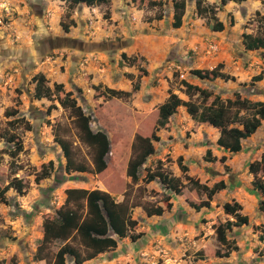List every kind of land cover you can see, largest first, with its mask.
I'll return each instance as SVG.
<instances>
[{
  "label": "rangeland",
  "instance_id": "374dc122",
  "mask_svg": "<svg viewBox=\"0 0 264 264\" xmlns=\"http://www.w3.org/2000/svg\"><path fill=\"white\" fill-rule=\"evenodd\" d=\"M158 1L160 7L150 6L147 0L144 4L110 0L93 7H72L62 0H0V190L14 177L24 184V192L9 188L4 193L6 202L0 199V264H53L56 251L65 242L84 251L78 237L55 239L35 256L42 239L40 226L65 205L66 189H104L92 173L64 170L65 157L56 137L67 140L75 160L89 168L93 166V152L82 140L68 109L55 100V108L48 112L52 101L33 97L32 77L36 73L45 75L52 91L54 83H62L64 91H71L93 115V128L129 138V150L121 158L124 166L133 154L135 131L156 113L169 91L189 99L181 93V79L220 95L222 100L233 97L234 91L253 101L264 100V76L251 84L254 75L264 73V57L259 51H246L241 42L242 33H261L264 0L228 2L223 7H219V0H207L225 24L220 33L210 30L206 17L196 14L193 0H187L182 28L173 30L171 0ZM61 24L68 26L67 33ZM209 42L218 44L217 52L206 53ZM122 52L128 58L135 57V63L122 59ZM204 54L212 57L205 58ZM220 61L223 71L237 77L235 82H207L189 74L190 69L211 68ZM141 67L147 73L137 77ZM104 87L130 93L128 97L107 99ZM57 95L63 93H52ZM190 99L201 102L197 95ZM13 109L18 113L8 116L7 111ZM20 116L30 128L24 122L15 128L9 125L13 117ZM11 131L23 143L15 158L7 153L10 145L2 137ZM218 133L179 108L169 127L158 130L160 139L154 141L155 151L141 166L138 181L126 178L124 194L136 221L130 234L140 237L132 240L127 236L115 249L83 264H264V242L258 229L264 226V212L258 207L260 196L253 193V176L248 171V164L264 152V127L244 140L238 153L216 146ZM207 149L216 158L225 155V164L205 161ZM180 156L186 172L179 166ZM49 161H53L50 175L36 182L35 177ZM158 166L180 178L183 187L179 194L157 180L145 181L146 173ZM189 177L209 187L224 180L227 187L214 195L210 209L196 212L190 201L206 199V194L191 185ZM167 196L172 203L170 210L166 209ZM231 200L242 204L249 223L227 232L230 242L226 247L213 225L231 219L222 210L223 203ZM160 205L165 208L160 216L145 211ZM233 245L238 250L230 249L229 256L216 254ZM67 263L74 264L71 259Z\"/></svg>",
  "mask_w": 264,
  "mask_h": 264
},
{
  "label": "trees",
  "instance_id": "16d2710c",
  "mask_svg": "<svg viewBox=\"0 0 264 264\" xmlns=\"http://www.w3.org/2000/svg\"><path fill=\"white\" fill-rule=\"evenodd\" d=\"M68 3L69 6L76 7L85 5L93 7L101 4H108L110 0H62ZM140 4H144L145 0H132ZM195 2V11L198 16L206 17L208 28L215 32H220L225 29V24L220 21L215 15L216 7L207 4V0H193ZM246 0H219V7H223L228 2L240 3ZM150 6L160 7L161 1L147 0ZM163 5V4H162ZM187 0H171L172 20L171 28H179L183 24V18L186 12ZM218 8V7H217ZM261 33L251 34L242 33L241 42L246 50L259 51L264 57V16H261ZM157 19H161L160 16ZM233 22L232 18L230 20ZM62 29L67 33L68 26L61 24ZM122 59L129 60L133 65L136 58H128L126 53H121ZM137 77L146 74L147 71L141 67ZM190 74L207 82H216L217 79L224 82H235L237 79L234 75L223 71V64L218 63L211 68H193L190 69ZM264 73L260 72L252 77L251 84L261 81ZM34 82L35 99L46 97L52 103L48 107L55 108L53 101L57 100L59 105L66 108L74 116L75 124L81 133L82 140L89 146L93 152L92 168H89L82 162H77L73 156V151L67 140L56 137V142L62 149L65 157L64 170L69 172H89L95 175L96 179L101 182L105 189L94 188H68L66 189L65 205L56 211V216L43 220L40 229L42 231V239L36 249L35 256L40 254L43 248L55 239L68 240L78 237L84 251H81L76 246L69 242H65L55 253L53 264H68L67 259H71L74 264H83L90 261L98 254L115 249L121 239L129 236L132 240H136L140 235L130 234L131 230L135 229L136 221L131 218L133 207L129 205L128 198L124 192L126 191V178L130 176L133 182L139 179V170L147 161V158L155 151L154 141H158L160 137L157 132L162 127H169L171 118L182 107L186 113L194 120L207 123L216 128L219 135L215 141L216 146L227 150L229 153H238L242 150V141L250 138L257 129L261 126L264 119V101H253L247 97H243L240 91H234L233 97L222 100L220 95L215 94L203 87L194 85L185 79H181V89L189 99H182L177 93L169 91L167 98L161 103L156 113L146 118L143 125L139 127L134 134L132 142V156L127 160L124 166L122 155L129 150V138L121 133L108 134L106 130L93 128V115L86 112L77 98L73 96L71 91H64L62 83H54L53 91L47 85V79L44 74L36 73L32 77ZM97 89V86H94ZM138 89V85H134ZM80 90V89H79ZM63 93V96H52V93ZM103 95L108 98L128 97V91L104 87ZM197 95L200 98L199 103L192 101L190 98ZM213 96L209 103H206L208 98ZM106 99V98H105ZM244 112L241 114V112ZM18 113L16 109L7 111L8 116H15ZM9 125L15 128L20 122L28 127L23 116L13 117L9 121ZM5 141L10 145L7 153L11 158H15L22 150V139L14 132H9L2 135ZM182 157H178V162L183 172L188 171V168L183 165ZM204 160L212 163L225 164L227 157L225 155L220 158L212 156L211 150L207 149L204 155ZM225 166V165H224ZM53 168V161H49L48 165L43 168L41 173L35 177L36 182L48 177ZM227 168V166H225ZM248 171L253 176L251 181L253 193H258L260 196L258 207L264 212V152L259 159L248 164ZM262 174V176L260 175ZM157 180L170 191L179 194L183 184L179 177L168 174L163 171L162 167L158 166L153 171L146 173L145 181L151 182ZM191 185L195 188L202 189L206 194V199L201 201H190V206L199 212L201 209H210L211 201L216 193L227 187L224 180L215 182L212 186L199 184L196 180L189 177ZM13 188L17 192H24V184L21 179L14 177L5 187L0 190V199H4V193ZM122 196L121 201L117 197ZM169 196L166 197V209L170 210L172 203L169 201ZM72 203L74 206H69ZM165 208L160 206L146 207L145 211L148 215L160 216ZM222 210L232 219H228L223 223L213 225L218 240L226 247L229 246L227 232L232 227H240L249 223V216L243 213V206L236 200L224 202ZM256 229L258 227H255ZM259 239L264 242V226H260ZM229 248V247H228ZM231 250H238L237 245H233L225 252L216 251L219 256H229ZM41 259V257H39Z\"/></svg>",
  "mask_w": 264,
  "mask_h": 264
},
{
  "label": "crops",
  "instance_id": "0c3cea01",
  "mask_svg": "<svg viewBox=\"0 0 264 264\" xmlns=\"http://www.w3.org/2000/svg\"><path fill=\"white\" fill-rule=\"evenodd\" d=\"M182 26H183V24H182ZM182 26L181 27H179V28H172L173 30H175V31H177L178 32V30H180V28H182ZM215 32V31H214ZM220 32H222V31H220ZM220 32H216V33H220ZM215 36H218L217 34L215 35ZM245 49V48H244ZM246 50V49H245ZM246 51H249V50H246ZM250 52H252V51H250ZM253 52H257V51H253ZM261 54V53H260ZM205 55V54H204ZM212 55V54H211ZM211 55H205L204 57L205 58H210V57H212ZM223 58V57H222ZM221 62V61H220ZM219 63V62H218ZM222 63V62H221ZM224 67V66H223ZM189 74H190V72H189ZM190 76H192V77H195V76H193L192 74H190ZM236 77V76H235ZM195 78H197V77H195ZM237 78V77H236ZM199 79V78H198ZM186 80V79H185ZM217 80H219V79H217ZM188 81V80H187ZM262 81V80H261ZM189 82V81H188ZM228 82H232V81H228ZM191 83V82H190ZM224 83H227V82H224ZM193 84V83H192ZM239 84V83H238ZM195 85V84H194ZM199 86V85H198ZM181 89H183V87H182V85H181ZM181 93L182 94H184V96H187L184 92H182L181 91ZM178 94V93H177ZM179 95V94H178ZM180 96V95H179ZM181 97V96H180ZM182 98V97H181ZM183 99V98H182ZM185 100V99H184ZM188 100V99H187ZM258 100V99H257ZM260 101H264L263 99H259ZM256 101V100H255ZM180 108H182V107H180ZM184 109V108H183ZM261 127H264V119L262 120V122H261V126L259 127V128H261ZM214 128V127H213ZM216 129V128H215ZM218 131V130H217ZM218 135H219V133H218ZM247 139H249V138H247ZM247 139H245V140H247ZM244 141V140H243ZM243 141H242V144H243ZM243 145H242V149H243ZM221 149H223V148H221ZM224 150V149H223ZM224 151H226V152H228L227 150H224ZM242 151V150H241ZM229 153V152H228ZM237 180H238V178H237ZM103 188H104V186H103ZM105 189V188H104ZM244 213V212H243ZM245 214V213H244ZM232 219V218H231Z\"/></svg>",
  "mask_w": 264,
  "mask_h": 264
},
{
  "label": "built area",
  "instance_id": "2783aa9c",
  "mask_svg": "<svg viewBox=\"0 0 264 264\" xmlns=\"http://www.w3.org/2000/svg\"><path fill=\"white\" fill-rule=\"evenodd\" d=\"M218 51V45L215 42H209L206 45V53L210 54V53H214ZM181 76H183V74L181 73Z\"/></svg>",
  "mask_w": 264,
  "mask_h": 264
},
{
  "label": "clouds",
  "instance_id": "9594fccd",
  "mask_svg": "<svg viewBox=\"0 0 264 264\" xmlns=\"http://www.w3.org/2000/svg\"><path fill=\"white\" fill-rule=\"evenodd\" d=\"M218 45V44H217ZM218 49H219V47H218Z\"/></svg>",
  "mask_w": 264,
  "mask_h": 264
},
{
  "label": "flooded vegetation",
  "instance_id": "af4514ba",
  "mask_svg": "<svg viewBox=\"0 0 264 264\" xmlns=\"http://www.w3.org/2000/svg\"><path fill=\"white\" fill-rule=\"evenodd\" d=\"M59 39V38H58ZM60 40V39H59ZM67 41V40H66Z\"/></svg>",
  "mask_w": 264,
  "mask_h": 264
}]
</instances>
